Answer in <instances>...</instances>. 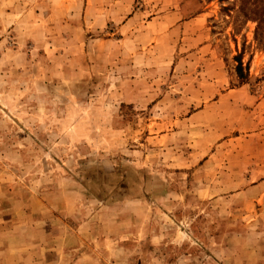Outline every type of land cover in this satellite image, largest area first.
Segmentation results:
<instances>
[{
	"label": "rangeland",
	"instance_id": "rangeland-1",
	"mask_svg": "<svg viewBox=\"0 0 264 264\" xmlns=\"http://www.w3.org/2000/svg\"><path fill=\"white\" fill-rule=\"evenodd\" d=\"M0 264H264V0H0Z\"/></svg>",
	"mask_w": 264,
	"mask_h": 264
}]
</instances>
